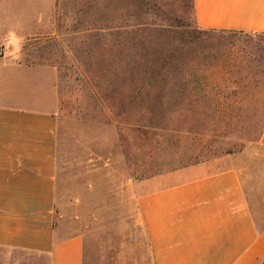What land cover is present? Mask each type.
I'll use <instances>...</instances> for the list:
<instances>
[{
  "label": "crops",
  "instance_id": "1",
  "mask_svg": "<svg viewBox=\"0 0 264 264\" xmlns=\"http://www.w3.org/2000/svg\"><path fill=\"white\" fill-rule=\"evenodd\" d=\"M191 6L201 30L264 36V0ZM61 23L57 0H0V264H264V123L252 167L228 154L105 194L119 164L86 162L61 183L57 67L37 55Z\"/></svg>",
  "mask_w": 264,
  "mask_h": 264
},
{
  "label": "rangeland",
  "instance_id": "2",
  "mask_svg": "<svg viewBox=\"0 0 264 264\" xmlns=\"http://www.w3.org/2000/svg\"><path fill=\"white\" fill-rule=\"evenodd\" d=\"M57 13L61 34L37 55L57 67L61 183L78 185L86 162L119 164L105 194L228 154L254 165L264 36L201 30L191 0H57ZM60 197L66 220L79 214Z\"/></svg>",
  "mask_w": 264,
  "mask_h": 264
},
{
  "label": "built area",
  "instance_id": "3",
  "mask_svg": "<svg viewBox=\"0 0 264 264\" xmlns=\"http://www.w3.org/2000/svg\"><path fill=\"white\" fill-rule=\"evenodd\" d=\"M2 51H3V43L0 41V56L2 54Z\"/></svg>",
  "mask_w": 264,
  "mask_h": 264
}]
</instances>
